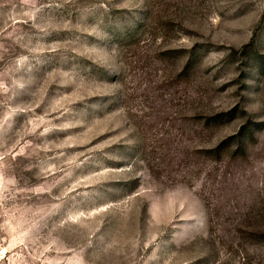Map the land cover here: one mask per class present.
<instances>
[{
	"label": "rangeland",
	"instance_id": "1",
	"mask_svg": "<svg viewBox=\"0 0 264 264\" xmlns=\"http://www.w3.org/2000/svg\"><path fill=\"white\" fill-rule=\"evenodd\" d=\"M0 264H264V0H0Z\"/></svg>",
	"mask_w": 264,
	"mask_h": 264
}]
</instances>
